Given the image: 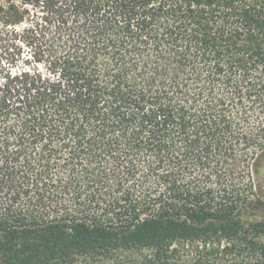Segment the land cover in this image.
I'll use <instances>...</instances> for the list:
<instances>
[{"label":"trees","instance_id":"16d2710c","mask_svg":"<svg viewBox=\"0 0 264 264\" xmlns=\"http://www.w3.org/2000/svg\"><path fill=\"white\" fill-rule=\"evenodd\" d=\"M263 162L264 0H0V264H264Z\"/></svg>","mask_w":264,"mask_h":264},{"label":"rangeland","instance_id":"374dc122","mask_svg":"<svg viewBox=\"0 0 264 264\" xmlns=\"http://www.w3.org/2000/svg\"><path fill=\"white\" fill-rule=\"evenodd\" d=\"M4 62H6L5 60H4ZM262 167H263V171H264V162H263V164H262ZM263 177H264V172H263ZM263 187H264V181H263Z\"/></svg>","mask_w":264,"mask_h":264}]
</instances>
